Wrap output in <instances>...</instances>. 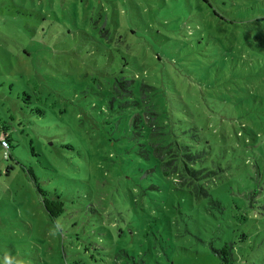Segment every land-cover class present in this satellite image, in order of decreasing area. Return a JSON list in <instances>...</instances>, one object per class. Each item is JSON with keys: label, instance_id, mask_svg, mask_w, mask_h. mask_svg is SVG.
<instances>
[{"label": "rangeland", "instance_id": "1", "mask_svg": "<svg viewBox=\"0 0 264 264\" xmlns=\"http://www.w3.org/2000/svg\"><path fill=\"white\" fill-rule=\"evenodd\" d=\"M122 70L212 144L210 197L147 174L126 119L106 126ZM2 127L0 264H220L228 242L264 264V0H0Z\"/></svg>", "mask_w": 264, "mask_h": 264}, {"label": "trees", "instance_id": "2", "mask_svg": "<svg viewBox=\"0 0 264 264\" xmlns=\"http://www.w3.org/2000/svg\"><path fill=\"white\" fill-rule=\"evenodd\" d=\"M126 71L122 70L120 76L111 77L108 91L112 112L106 126H109V122L120 124L126 119L128 124L120 138L126 140L128 150L134 147V153L153 162L146 170L147 174H152L157 169L163 177L172 179L178 187H187L195 199L210 197L208 182L213 181L218 174V170L209 165L212 144L196 134L188 135L186 131L178 130L174 126L176 119L172 108H169L166 101L161 105L157 100L158 93L154 85L144 81L137 84L136 80L140 76ZM30 98L25 93L24 100ZM35 111L42 114L41 109ZM3 141L8 142L9 147H5ZM12 142V134L2 127L0 146L5 151L8 150L6 157L3 154L5 160H12ZM16 164L27 172L19 161ZM12 168L13 166H9V169ZM28 174L35 182L48 217L53 220L61 216L65 211V203L60 194L43 189L31 169H28ZM211 203L219 206V202L212 200ZM233 246V243L228 242L219 249H213L220 264H235Z\"/></svg>", "mask_w": 264, "mask_h": 264}, {"label": "built area", "instance_id": "3", "mask_svg": "<svg viewBox=\"0 0 264 264\" xmlns=\"http://www.w3.org/2000/svg\"><path fill=\"white\" fill-rule=\"evenodd\" d=\"M2 144H3L5 147H8V143H6L5 141H3Z\"/></svg>", "mask_w": 264, "mask_h": 264}, {"label": "clouds", "instance_id": "4", "mask_svg": "<svg viewBox=\"0 0 264 264\" xmlns=\"http://www.w3.org/2000/svg\"><path fill=\"white\" fill-rule=\"evenodd\" d=\"M8 143V142H7ZM8 147H9V144H8Z\"/></svg>", "mask_w": 264, "mask_h": 264}]
</instances>
